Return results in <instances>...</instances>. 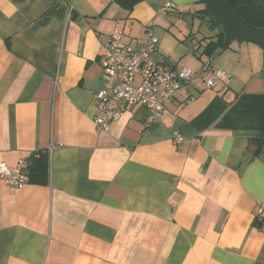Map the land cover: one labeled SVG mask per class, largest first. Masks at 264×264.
Returning <instances> with one entry per match:
<instances>
[{
    "label": "crops",
    "instance_id": "1",
    "mask_svg": "<svg viewBox=\"0 0 264 264\" xmlns=\"http://www.w3.org/2000/svg\"><path fill=\"white\" fill-rule=\"evenodd\" d=\"M167 1L176 7L162 10ZM203 8L0 0V162L48 154L44 184L0 180V264H264L263 51L241 42L207 56L208 39L190 35L192 56L180 61L155 34L177 15L192 29ZM115 27L139 51L153 34L151 59L192 75L158 120L133 106L97 131L100 60ZM215 69L226 77L209 88Z\"/></svg>",
    "mask_w": 264,
    "mask_h": 264
},
{
    "label": "built area",
    "instance_id": "2",
    "mask_svg": "<svg viewBox=\"0 0 264 264\" xmlns=\"http://www.w3.org/2000/svg\"><path fill=\"white\" fill-rule=\"evenodd\" d=\"M175 3L167 1L162 10L175 8ZM122 33L115 27L108 42L104 45L100 63L105 77V85L95 94L96 113L93 123L97 131L108 129L111 122L117 121L128 107L141 106L147 111V123L158 120L165 110V102L172 99L181 87V83L192 75V69L186 65L168 68L155 62L150 51L157 38L148 34V48L136 50L124 43ZM226 77L224 71L212 70L205 83L213 88ZM176 143L185 141V137L174 133ZM55 147L51 143L49 152ZM30 161L21 159L16 166L10 167L0 162V180L11 189H20L29 182ZM258 217L264 230V206L258 210Z\"/></svg>",
    "mask_w": 264,
    "mask_h": 264
},
{
    "label": "trees",
    "instance_id": "3",
    "mask_svg": "<svg viewBox=\"0 0 264 264\" xmlns=\"http://www.w3.org/2000/svg\"><path fill=\"white\" fill-rule=\"evenodd\" d=\"M128 10L142 0H118ZM203 2V0H201ZM231 9L240 16L245 22L264 28V0H225ZM200 17L207 16L209 27L217 29L215 34L202 45V54L211 56L215 51L223 50L224 33L219 23H217L212 16H210L206 8H203ZM264 62V59H263ZM32 154L30 156V165L28 169L29 181L44 184L48 174V154L40 152L38 155Z\"/></svg>",
    "mask_w": 264,
    "mask_h": 264
},
{
    "label": "water",
    "instance_id": "4",
    "mask_svg": "<svg viewBox=\"0 0 264 264\" xmlns=\"http://www.w3.org/2000/svg\"><path fill=\"white\" fill-rule=\"evenodd\" d=\"M207 13L220 24L224 33L223 48L233 40L247 41L257 45L263 51L264 28L253 26L238 16L225 0H203Z\"/></svg>",
    "mask_w": 264,
    "mask_h": 264
},
{
    "label": "rangeland",
    "instance_id": "5",
    "mask_svg": "<svg viewBox=\"0 0 264 264\" xmlns=\"http://www.w3.org/2000/svg\"><path fill=\"white\" fill-rule=\"evenodd\" d=\"M193 12V11H192ZM170 15V13H169ZM177 15V14H176ZM177 24H173L172 26H169L170 31H168V28L156 32V36L161 38V33L166 35V42L168 43V47L171 48V51H173V55L181 56L180 61L184 59L186 56L187 58H191V54L188 52V48L185 47L186 43L184 40L187 39L190 35L194 37V44L197 45V43H203L204 40L210 39L216 32V30L210 29L208 27V17L203 16L200 18L199 16L194 17L193 21V26L192 29L187 26L186 24L188 23L186 20L182 21L181 16L177 15L176 19ZM182 25V26H181ZM181 26V27H180ZM182 28V29H181ZM243 46H257L253 45L251 42L247 41H242ZM241 43L238 42L237 40H233L230 45L233 48H237L238 45ZM192 48V47H189ZM200 51V50H199ZM153 59V58H152ZM154 60V59H153ZM201 74V73H200Z\"/></svg>",
    "mask_w": 264,
    "mask_h": 264
}]
</instances>
